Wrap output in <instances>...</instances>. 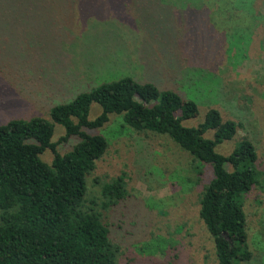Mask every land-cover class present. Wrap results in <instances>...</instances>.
<instances>
[{"label":"rangeland","instance_id":"374dc122","mask_svg":"<svg viewBox=\"0 0 264 264\" xmlns=\"http://www.w3.org/2000/svg\"><path fill=\"white\" fill-rule=\"evenodd\" d=\"M124 77L190 97L199 115L186 127L209 108L241 123L264 174V0H0V126L49 120L53 107ZM100 113L92 104L89 119ZM97 133L109 146L87 178L85 204L119 246L116 264H217L198 216L210 167L117 115ZM63 134L56 125L60 154L77 142L59 143ZM232 147L234 140L216 151L228 155ZM121 174L126 197L106 209L101 188ZM243 210L253 255L245 264H264V188L244 196Z\"/></svg>","mask_w":264,"mask_h":264},{"label":"trees","instance_id":"16d2710c","mask_svg":"<svg viewBox=\"0 0 264 264\" xmlns=\"http://www.w3.org/2000/svg\"><path fill=\"white\" fill-rule=\"evenodd\" d=\"M167 88L161 91L124 77L53 107L49 120H14L0 126V264H116L119 246L100 213L85 204L87 178L109 146L96 132L109 124L111 115L120 116L135 132L169 137L192 163L210 167L198 216L211 237L217 264L252 260L243 198L255 186L264 188L255 144L241 136V123L224 119L217 108H209L196 126H184L198 117L199 108L190 97ZM92 104L101 109L94 120L89 119ZM56 125L64 129L59 143L77 140L64 154L52 142ZM233 140L228 155L216 151ZM45 153L52 155L49 163L43 160ZM202 168L196 169L200 183ZM124 185L121 174L101 188L104 208L124 200Z\"/></svg>","mask_w":264,"mask_h":264}]
</instances>
